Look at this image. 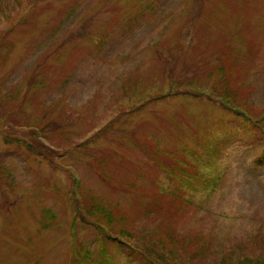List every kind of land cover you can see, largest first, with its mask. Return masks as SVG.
<instances>
[{
    "label": "rangeland",
    "instance_id": "rangeland-1",
    "mask_svg": "<svg viewBox=\"0 0 264 264\" xmlns=\"http://www.w3.org/2000/svg\"><path fill=\"white\" fill-rule=\"evenodd\" d=\"M70 175L114 237L264 262V0H0V264H137Z\"/></svg>",
    "mask_w": 264,
    "mask_h": 264
},
{
    "label": "trees",
    "instance_id": "trees-1",
    "mask_svg": "<svg viewBox=\"0 0 264 264\" xmlns=\"http://www.w3.org/2000/svg\"><path fill=\"white\" fill-rule=\"evenodd\" d=\"M31 141L37 145V149L41 150V153H44L45 160L52 161L55 152L49 150L42 143L38 142L34 133L30 132ZM56 168V167H55ZM71 182V193L75 202L76 213L78 218L81 221L85 222L87 219L91 225H93L96 229H100L102 234H105V237L114 243H117L120 246L126 247L131 253L126 252L127 257L132 258L133 262L137 264H196V258L192 252L186 253L185 257H181L179 262L176 261L175 250L173 249V245L170 243L168 239L160 240L163 238L161 233H157L155 235H151L149 238L143 237L141 234H131L126 231V229L120 225L115 226L117 229H113L114 231L120 232L121 237H114L112 232H109L108 226L100 224L101 222L95 219H88L86 216L87 213V205L84 208V204L82 201V197L80 195V186L72 179V176H69ZM112 229V228H111ZM105 232V233H104ZM138 235V236H136ZM139 246V244H141ZM145 250H149L146 253ZM125 253V252H124ZM107 264H111L106 260ZM226 260H221L218 264H227ZM236 264H264L263 259L260 256L251 257V260L247 258H242L236 262Z\"/></svg>",
    "mask_w": 264,
    "mask_h": 264
}]
</instances>
